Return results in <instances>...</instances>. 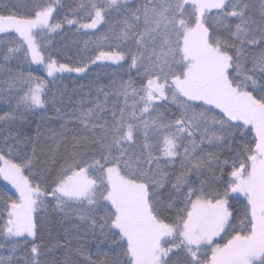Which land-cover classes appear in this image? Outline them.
<instances>
[{
    "label": "snow or ice",
    "instance_id": "snow-or-ice-1",
    "mask_svg": "<svg viewBox=\"0 0 264 264\" xmlns=\"http://www.w3.org/2000/svg\"><path fill=\"white\" fill-rule=\"evenodd\" d=\"M121 3L79 0L61 23L52 22L60 0H29L26 15L0 12L5 62L42 65L53 81L56 73H85L97 62L126 64L129 73L68 112L57 108L64 123L51 130L54 146L43 159L35 145L24 151L19 135L3 138L0 176L18 199L3 200L0 248L13 255L0 256V264H57L42 260L52 249L36 243L39 212L49 202L53 213L74 212L110 242V252L85 257L87 264H264V0L258 7L250 0H144L109 25V34L93 41L99 51L75 67L44 55L46 31L62 23L97 29ZM79 13L89 22L81 24ZM17 87L22 94L0 122L23 119L49 102L47 82L22 71L0 81V99L11 104L8 90ZM169 100L178 106L175 118L157 109V101ZM237 133L251 139L222 160ZM222 233L226 242L216 243ZM62 264H71L67 255Z\"/></svg>",
    "mask_w": 264,
    "mask_h": 264
},
{
    "label": "trees",
    "instance_id": "trees-1",
    "mask_svg": "<svg viewBox=\"0 0 264 264\" xmlns=\"http://www.w3.org/2000/svg\"><path fill=\"white\" fill-rule=\"evenodd\" d=\"M35 2V0H31ZM79 0H60V6L57 7L52 19L53 23H61L65 18H72L69 15L68 10L75 6ZM144 0H131L130 2L121 4L120 10L113 11L109 17H107V23L100 25L94 31H82L76 26H68L67 23H62L63 28L55 33H48L47 31L40 38L42 45L44 46V55H51L59 63L70 64L76 66V61L81 56H94L99 51L96 44L97 37L108 35L109 25L120 21L126 14L125 10L135 8L141 5ZM255 6L258 7L259 0H250ZM29 0H0V12L3 14H9V11H15L19 15H26L29 9L24 5L28 4ZM21 7H16L17 5ZM85 13H79L76 17L80 23L89 22L88 19L82 18ZM235 23V21H233ZM3 35V34H0ZM14 35V34H13ZM11 39L12 37H8ZM87 42V45L86 43ZM6 51V46L4 48ZM0 65L4 66V70L0 71V81L7 79L9 75L17 71L31 72L34 76L42 77L47 82V98L49 102L45 104L44 108L34 111H26L23 119H16L7 123L0 122V144L3 142V138L9 136V133L19 135L21 138V147L26 152H31L33 145L36 147V151L40 159H43V153L47 152L49 147L54 146L53 142L49 139L51 130H60L61 124L64 123L63 119L58 118L56 109L60 108L63 112H68L74 109L81 100H88L92 96L96 95V88L101 85L107 86L110 81L115 79H129V73L127 71V65H123L122 68H117L115 65L108 67H99L98 65L90 67L87 72L82 76L71 75H56V80L48 78L45 74V70L41 65H34L30 61L29 63L20 64L17 60H10L5 62L0 56ZM101 65V64H100ZM10 69L11 71H8ZM131 78L136 81V86L139 87L140 81L136 76L135 71L131 73ZM6 87V85H3ZM54 92L58 93V97L55 103L51 102V96ZM90 93V95H89ZM9 96H11V104L6 103L3 99H0V115L6 112H10L12 105L15 104V97L21 95L19 88H13L8 90ZM116 99L115 96L110 97L109 104ZM122 102V98H121ZM157 109L161 112H165L168 118H175L179 114L178 106L169 101H157ZM85 107H90V104H85ZM155 115V113H153ZM69 127H77V125H69ZM247 131V130H246ZM251 139V134L247 137H241L239 133L236 135V140L232 145V153L224 151L220 158L223 160L228 155L234 154L237 146L247 143ZM31 140V143L28 141ZM9 144L15 145L16 141L12 137H9ZM227 149V145H225ZM206 151L219 152L218 148L205 147ZM4 151L7 152V146L4 145ZM10 159H16L15 153L9 157ZM179 162L177 161V165ZM171 172H175L176 169H169ZM25 175H28L26 172ZM193 176V180H195ZM34 183L36 181H33ZM198 183V181H197ZM8 197L12 199H18L16 194L6 185L2 176H0V217L6 219V212H4L3 200ZM242 200V198H241ZM54 202L48 203V211L40 210L39 218L43 221V227L38 233L36 240L37 244L44 246L43 251L47 252L51 248V253L43 255L42 260L51 261L55 259L57 264H62L67 255L71 261V264H87L85 257L91 256L92 259L102 257L103 253L110 252L111 244L107 241H102L94 236L90 230H87V225L78 219V216L73 212L67 216L65 214L53 213L51 205ZM234 205L239 208L240 204L233 201ZM102 214L99 212L97 215ZM2 222V220H0ZM228 238L227 233H222L219 242L225 243ZM59 244V247H52L54 244ZM22 249L13 256V261L18 262L19 257L23 252L30 250ZM82 249L84 256H81L78 252ZM210 254V250H209ZM13 255L8 247L0 248V256L8 257ZM175 258V257H173Z\"/></svg>",
    "mask_w": 264,
    "mask_h": 264
},
{
    "label": "rangeland",
    "instance_id": "rangeland-1",
    "mask_svg": "<svg viewBox=\"0 0 264 264\" xmlns=\"http://www.w3.org/2000/svg\"><path fill=\"white\" fill-rule=\"evenodd\" d=\"M130 1H131V0H122V3H121V4H123V3H127V2H130ZM86 23H88V22H86ZM81 24H83V23H81ZM66 25H68V24H66ZM68 26H72V25H68ZM73 26H76V27L79 28L80 30H82V31H87V32L96 30V29H83V28L79 27V24H77V25H73ZM99 26H100V25H98L97 28H98ZM62 28H63V26H61V28H59V29L54 30V31L51 32V33L58 32V31H60ZM104 63H108V62H97V65L104 64ZM32 64H33V63H32ZM34 65H39V64H34ZM41 66H42V65H41ZM92 66H95V65H90L89 68L92 67ZM42 67H43V66H42ZM89 68H88V69H89ZM88 69H87V70H88ZM87 70H86V72H87ZM86 72H85V73H86ZM85 73H74V72L69 73V72H63V73H56L55 75L82 76V75H84ZM45 74H46V76H47L46 71H45ZM47 77H48V76H47ZM48 78H51V77H48ZM3 179H4V178H3ZM4 181H5L6 185L11 189L12 192H14V193L16 194V196H17V198H18V194L16 193L15 188H14L10 183H8V181H6V180H4ZM221 235H222V234H221ZM220 237H221V236H220ZM220 237H216V238H214V239H215L216 243L223 244L222 242H219Z\"/></svg>",
    "mask_w": 264,
    "mask_h": 264
}]
</instances>
